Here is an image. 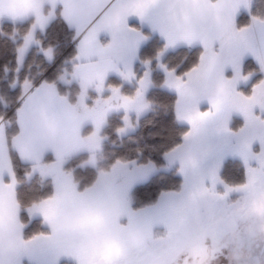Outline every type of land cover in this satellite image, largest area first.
Wrapping results in <instances>:
<instances>
[{"label": "snow or ice", "instance_id": "6c2138e0", "mask_svg": "<svg viewBox=\"0 0 264 264\" xmlns=\"http://www.w3.org/2000/svg\"><path fill=\"white\" fill-rule=\"evenodd\" d=\"M253 6L0 0V37L12 44L11 88L19 89L14 100L0 94V264H264V13ZM54 28L73 53L52 76L21 79L30 55L56 64L59 45L45 43ZM152 35L163 46L142 60ZM180 49L198 50L184 71L165 59ZM249 58L256 66L245 72ZM153 61L159 87L175 94L176 122L187 125L163 154L182 182L134 207V189L159 169L151 160L109 162L104 130L122 113L115 132L123 137L153 110ZM235 118L242 123L233 128ZM227 158L241 162L244 182L224 178ZM85 168L91 176L78 174Z\"/></svg>", "mask_w": 264, "mask_h": 264}, {"label": "trees", "instance_id": "16d2710c", "mask_svg": "<svg viewBox=\"0 0 264 264\" xmlns=\"http://www.w3.org/2000/svg\"><path fill=\"white\" fill-rule=\"evenodd\" d=\"M254 12L264 13V0H254ZM247 22V17H239L238 23ZM147 33V32H146ZM45 43H52L59 45V56L55 65H48L38 57L40 65H37L38 71L43 73L45 77L52 76L60 67L62 61L68 58L74 51V44L70 41L68 36L58 29L50 30L45 39ZM163 46V42L157 37H153L148 45L144 48L141 59L154 57L155 53ZM198 57V50L191 51L187 49H180L178 51L169 53L165 58L169 66L179 65L178 71L187 70ZM42 60V61H40ZM29 65V62L27 63ZM15 58L12 52V44L10 41L0 37V81L5 82L6 68L15 69ZM247 67V66H246ZM245 67V72H247ZM250 67H254L253 65ZM153 68L155 69V61H153ZM248 68V67H247ZM28 74L25 69L21 72V77ZM37 76L39 81L41 76ZM139 74H141L139 72ZM156 85L149 92V98L154 102V108L146 115L139 119L136 130L126 136L120 137L116 134L115 129L121 123V115L113 114L109 117V124L105 128V134L108 136V141L105 146L106 158L109 162L115 158H124L128 160H138L140 163H146L151 160L158 166L165 163L163 154L173 145L181 142V133L187 130V126L176 122L174 112L172 109L175 94L159 87L160 73L155 71L154 77ZM111 83L119 84L120 80L116 78L110 79ZM126 92H132L131 86L125 85ZM248 90V89H245ZM80 163V160L74 161ZM230 165V163L226 164ZM89 172V169H84L83 172L78 170V174ZM226 172V171H225ZM181 178L175 172H163L155 176V178L140 186L136 191V202L138 206H145L155 201L161 191L178 188L181 183ZM32 230V224L25 230L26 235Z\"/></svg>", "mask_w": 264, "mask_h": 264}, {"label": "rangeland", "instance_id": "374dc122", "mask_svg": "<svg viewBox=\"0 0 264 264\" xmlns=\"http://www.w3.org/2000/svg\"><path fill=\"white\" fill-rule=\"evenodd\" d=\"M39 56H36V55H30L29 57H28V60L25 62V64H24V66H23V68H21V70H20V73H19V75H20V78L21 79H23V77L24 76H26V74L23 76V77H21V72L23 71V70H27L28 71V74H27V76H30V77H34L35 79H36V77L37 76H39V74H40V72L38 71V66L37 65H40V63H39V61H38V58ZM40 61H42V60H40ZM29 62V65H31L30 67H29V65H27V63ZM256 66L255 65V62L252 60V59H247L246 60V62H245V67H246V70L248 71L249 69H251V68H254V67H250V66ZM16 67V66H15ZM15 70V69H14ZM14 70H12V68L11 69H8L7 70V72H6V78H5V82H2V81H0V94H3V96H4V98L5 99H8V100H14L15 99V97H16V95L18 94V92H19V89H12L11 88V84H12V81H13V79H14V75H15V71ZM155 71H159L158 69H154V71H153V77H154V73H155ZM258 78V77H257ZM254 82V81H253ZM157 87V86H156ZM250 87V86H249ZM153 89V88H152ZM204 107H206V105H203L202 106V108H204ZM148 113V112H147ZM147 113H145L144 115H146ZM114 115L115 114H119V115H121L122 116V113H113ZM112 114V115H113ZM144 115H142L141 117H143ZM140 117V118H141ZM242 123V120L241 119H239V118H235L234 120H233V122H232V127L233 128H236V127H238L240 124ZM184 125V124H183ZM187 126V125H186ZM137 128V127H136ZM136 130V129H135ZM134 130V131H135ZM134 131H131V132H129L128 134H130V133H132V132H134ZM127 134V135H128ZM126 136V135H125ZM121 137V136H120ZM107 141H108V139L105 141V146H106V143H107ZM104 156L106 157V153H105V150H104ZM136 161H138V160H136ZM139 162V161H138ZM212 162H214V161H212ZM228 163H230V165L228 166V165H226V164H228ZM157 166V168L159 169V171L157 172V174L156 175H154L151 179H149L148 181H146V182H143V183H140V184H138L137 186H136V188L134 189V207H142V206H138V203L136 202V191H137V189L140 187V186H142V185H144V184H147L148 182H151L154 178H155V176H157L158 174H160V173H163V172H175V174H177L180 178H181V181H182V177L176 172V170H175V168H172V169H168L167 168V166H166V162L164 163V165H162V166H158V165H156ZM85 169H87V168H85ZM225 171L226 172H224L223 173V175H224V178L228 181V182H230V183H242V182H244V179H245V176H244V169H243V167H242V165H241V162L238 160V159H232V158H227L226 160H225ZM81 175L82 176H85V177H89V176H91L90 174H89V172H85V173H81ZM158 198V197H157ZM156 198V199H157ZM152 202H154V201H152ZM151 202V203H152ZM36 227H37V224H36V222H33V224H32V230H31V232H33L35 229H36ZM29 234H32V233H29Z\"/></svg>", "mask_w": 264, "mask_h": 264}, {"label": "crops", "instance_id": "0c3cea01", "mask_svg": "<svg viewBox=\"0 0 264 264\" xmlns=\"http://www.w3.org/2000/svg\"><path fill=\"white\" fill-rule=\"evenodd\" d=\"M238 19H239V18H238ZM130 23H131L133 26H135V27L141 28V30L144 31L145 33L149 31V29L147 28V26H142V25L140 24L139 20L136 19V18H132V19L130 20ZM153 37H157L159 40H161V38H160L158 35H152L151 38L148 40V42H146V44L141 48V50H140V57H142V53H143V51H144V48L148 45V43L152 40ZM161 41H162V40H161ZM162 42H163V41H162ZM250 59H251V58H250ZM135 70H136V72H137L138 74H139V72L142 74V72L144 71L143 65L140 64L139 62H137L136 65H135ZM112 78H116V79L119 80V78L116 77V76H112V77H110V79H112ZM126 85H127V84H126ZM127 86H129V85H127ZM153 88H154V87H153ZM92 95H95V93H93Z\"/></svg>", "mask_w": 264, "mask_h": 264}]
</instances>
